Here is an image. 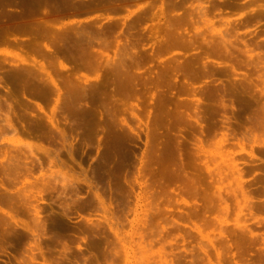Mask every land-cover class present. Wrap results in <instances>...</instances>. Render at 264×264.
<instances>
[{
	"label": "rangeland",
	"instance_id": "374dc122",
	"mask_svg": "<svg viewBox=\"0 0 264 264\" xmlns=\"http://www.w3.org/2000/svg\"><path fill=\"white\" fill-rule=\"evenodd\" d=\"M77 1L64 11L56 0L47 14L46 0H0L2 15L15 11L0 15L13 29L48 17L57 30L74 29L67 40L55 35L59 43L46 32L16 28L10 35L15 48L0 43V220L7 223L0 222V264H264V95L255 104L260 110L255 105L244 110L239 98L232 119L234 110L215 116L208 106L205 132L197 124L182 129L192 140L185 150L198 189H185L177 177L176 139L163 134L168 122L157 128L163 133L155 140L147 128L153 125L156 79L163 71L172 81L188 75L196 95L183 97L194 103L208 83L239 82L247 72L257 94L264 90V0ZM223 39L239 61L209 53ZM105 40L112 45L102 46ZM121 42L139 62L116 55ZM80 46L99 56L107 48L101 69L74 58ZM59 58L70 62L67 68ZM121 59L142 78L138 94L124 99L122 112L111 116L107 95L120 87L115 71ZM177 61L189 65L187 73L174 69ZM203 61L216 75H201ZM220 64L237 70L220 75ZM24 65L33 74L20 73ZM42 65L58 68L54 77L61 91ZM67 74L73 78L68 86L62 84ZM23 76L35 78L23 82ZM103 81L104 95L97 87ZM172 125V133H182ZM225 132L229 141L220 147ZM245 134L249 139H242ZM252 148L257 157L247 153Z\"/></svg>",
	"mask_w": 264,
	"mask_h": 264
},
{
	"label": "bare ground",
	"instance_id": "6f19581e",
	"mask_svg": "<svg viewBox=\"0 0 264 264\" xmlns=\"http://www.w3.org/2000/svg\"><path fill=\"white\" fill-rule=\"evenodd\" d=\"M13 1V0H12ZM31 1V0H30ZM56 0H46V13L47 14H49L48 12H49V10L47 9L48 7H53V6H55V2ZM59 2H61V5H62V7L61 8H64V11L66 10V9H68L69 7V9H71V6L72 7H74V8H76L77 7V0H58ZM82 1V0H81ZM88 1V0H87ZM53 2H55L54 3V5H52V3ZM58 2V5L60 4ZM14 3H16V1L14 2ZM26 3V2H25ZM79 3H80V1H79ZM86 3V2H85ZM17 4V3H16ZM57 4V3H56ZM91 4H92V1H91ZM9 5V4H8ZM58 5H56V6H58ZM85 5V4H84ZM87 5V4H86ZM88 6V5H87ZM60 7V6H59ZM30 8V7H29ZM86 8V7H85ZM1 9V8H0ZM68 9V10H69ZM79 9V8H78ZM91 9V8H90ZM72 10V9H71ZM70 10V11H71ZM74 10V9H73ZM80 10V9H79ZM14 11V10H13ZM12 11V12H13ZM31 11V10H30ZM29 11V12H30ZM36 11V10H35ZM62 11H63V9H62ZM76 11V10H75ZM81 11V10H80ZM4 13L5 12H7V10L6 11H3ZM12 12H7V13H5L4 15L5 16H7V15H14V13H12ZM15 12V11H14ZM22 12V11H21ZM17 13V12H16ZM33 13H35L34 11H33ZM260 14V13H259ZM0 15H2L1 14V11H0ZM4 15H2V18L1 19H3L5 16ZM16 16V15H15ZM47 16V15H46ZM49 16V15H48ZM8 17V16H7ZM9 17H12V16H9ZM6 18V17H5ZM61 18V17H60ZM8 20V19H7ZM46 20V21H45ZM45 20H41V21H39L38 23H36L37 21H35V23H30L29 24V22H27L28 24H26L23 28L22 27H20V26H15L14 27V29L12 28V26H10V25H8L7 23H6V21H1L0 22V43L2 42V44H4V43H9V45H10V43H12V39H11V34H12V32H13V30H15L16 28L17 29H23V31H30V30H32V31H34V32H36V30H38L39 32L41 31V32H46V36H48V38L50 37V36H54V37H50L52 40L53 39H55V41L56 40H58L59 38H57V36H55V35H58V36H63V38L62 39H66V37H71L72 38V36L74 35L73 33V31H74V29H73V26H72V28L71 29H68L69 27H65V28H61V29H55V26L54 27H52V25H50L49 24V21L51 20H54V19H49V17H48V19H45ZM32 22V21H31ZM34 22V21H33ZM55 25H56V23H55ZM58 25V24H57ZM56 25V26H57ZM71 27V26H70ZM128 29V28H127ZM17 31V30H16ZM78 31V30H77ZM97 31V30H96ZM73 32V33H72ZM85 32V31H84ZM75 33H77L76 32V29H75ZM79 33V32H78ZM85 34V33H84ZM89 34V33H88ZM11 35V36H10ZM72 35V36H71ZM78 35V34H77ZM229 35V34H228ZM66 36V37H65ZM92 36V35H91ZM112 36V35H111ZM74 37V36H73ZM84 37V36H83ZM48 38H46V39H48ZM49 38V39H50ZM123 38V37H122ZM68 39V38H67ZM66 39V40H67ZM84 39V38H83ZM2 40V41H1ZM15 40V39H14ZM74 40V39H73ZM88 40V39H87ZM3 41H4V43H3ZM54 41V42H55ZM108 40H105L104 42H103V44L104 45H102V46H105V47H108V46H111L110 45V43H109V45H108V42H107ZM116 41V40H115ZM222 41V40H221ZM58 42L60 43V40H58ZM67 42V41H66ZM49 43H50V40H49ZM49 43L48 44H46V48L47 49H49L50 47H51V45L52 44H50L49 45ZM52 43H53V41H52ZM82 43V42H81ZM122 44V47L119 49V45H118V43H117V50H116V55L117 54H120V56L122 55H125V57L127 56V55H129L130 57L132 56V58H131V60L135 57L134 56V54L132 55V50L131 51H129L128 49L130 48V47H127L128 45H126V43H124V42H121ZM211 43V42H210ZM126 45V46H123V45ZM4 45H6V44H4ZM15 44H14V42L11 44V46H14ZM108 45V46H107ZM82 46V45H81ZM80 46V47H81ZM98 46V45H97ZM58 47V46H57ZM14 48H15V46H14ZM69 48V47H68ZM104 48V47H103ZM114 48V47H113ZM132 48V47H131ZM56 49H58V48H56ZM60 49V48H59ZM96 49V48H95ZM99 49H101V48H99ZM105 50L107 49V48H104ZM62 50V49H61ZM105 50H100V51H102V53L99 51V54H100V56H101V54H102V56H104V52H105ZM240 50V49H239ZM243 50V49H242ZM49 51V50H48ZM67 51H68V49H67ZM69 51H70V49H69ZM68 51V52H69ZM73 51V50H72ZM104 51V52H103ZM111 51H112V49H111ZM61 52V51H60ZM93 51H91L90 52V50L89 51H87V49H86V47L84 48H80L79 50H78V55H77V53H75L74 52V54L73 55H77V56H74V58L75 59H77V58H79L78 60H79V62L81 63V65L84 67H88L89 65L90 66H93V68H95L97 71L99 70V69H101V66H102V61H101V58H102V56L100 57L99 55H97L98 54V51H97V54L96 53H92ZM214 53V54H216V55H218V57H220V58H228V60H233V61H235V59H237V58H239V57H233V53H232V51L230 50V48H229V46H228V40H224L223 39V42H221V43H216V44H212L211 45V48H210V54H212V53ZM246 52V51H245ZM73 53V52H72ZM131 53V54H130ZM63 55V54H62ZM67 55H70V53L69 54H67ZM64 56V55H63ZM261 56V55H260ZM67 57V56H66ZM70 57V56H69ZM71 57H73V56H71ZM118 57H119V55H118ZM25 58V57H24ZM73 58V59H74ZM234 58V59H233ZM241 58V57H240ZM250 58V57H249ZM54 59V58H53ZM72 58L70 59V58H68L67 57V61H71L72 62V60H73ZM120 59V58H119ZM243 59V58H242ZM7 60V59H6ZM5 60V61H6ZM26 60H28V58L26 59ZM35 60V59H34ZM59 60V64H60V67L62 68V69H65V68H67L68 66H67V64L66 63H68V62H64L62 59H58ZM57 60V61H58ZM135 60V61H134ZM134 60H132V61H134L133 63L134 64H136L137 63V61H136V59L134 58ZM209 60H211V59H209ZM212 60H214V59H212ZM220 60V59H219ZM250 60V59H249ZM259 60V59H258ZM4 61V62H5ZM9 61V60H8ZM21 61V60H20ZM22 61L23 62H26L25 61V59H22ZM28 61H30V60H28ZM53 61V60H52ZM51 61V64L54 62L55 63V61H53L52 62ZM126 60H120V61H118V64H117V70L115 71V72H118V78H116V79H118V82H119V86L120 87H117L116 88V90H114L115 92L114 93H109V95H107V96H109V97H111V98H113V99H111L110 98V100H109V97L107 98L108 99V101L110 102V103H112L111 105V107L109 108H106V110H107V112H108V114H110L111 116H114L115 114H118L117 112H122V110H123V108H121V107H119V105L120 104H124V105H126V102H125V100L124 99H126L127 97H130L131 95L133 96V95H135V93L136 94H138L137 92H139L138 91V87H137V85H139L140 83H138L139 82V80L138 79H140V78H142V77H140V76H136L134 73H132L131 71H129L128 69H127V63L125 62ZM131 61V62H132ZM230 61V62H231ZM236 61H239L238 59L236 60ZM242 61V60H241ZM263 61V60H262ZM1 62V61H0ZM3 62V63H4ZM34 62V61H33ZM78 62V61H77ZM103 62H106V61H103ZM109 64H110V61H107ZM139 62V61H138ZM213 62V61H212ZM215 62H218V64L219 63H223V62H220V61H218V60H216ZM70 63V62H69ZM68 63V64H69ZM74 63V62H73ZM225 63V62H224ZM223 63V64H224ZM38 64V63H37ZM72 64V63H71ZM78 64V63H77ZM223 64H220L219 65V69H221L220 71H218L215 67L217 66H215L214 68L217 70H215L217 73L219 72L220 73V75L221 74H223L224 73V75H226L227 73H229V74H231L230 72H232V71H234L235 72V70H237V68L234 66V64H230V65H227V64H225V66H223ZM241 64V63H240ZM249 64H250V62H249ZM1 65H3L2 63H1ZM28 65H30V64H28ZM36 65V64H35ZM34 65V66H35ZM53 65V67L55 66V64H52ZM106 65V64H105ZM116 65V64H115ZM187 65V64H186ZM186 65L185 64H183L181 61H177V64H176V67L174 66V69L176 70V71H182L183 69V71L182 72H185L186 71V73H187V71H188V67H189V65H187V69L185 68L186 67ZM227 65V66H226ZM248 65V64H247ZM260 65V64H259ZM263 65V64H262ZM26 65H24V67H18L20 70V73H21V71H25L26 70V72L30 75V74H33L32 73V68L30 69V68H26L25 67ZM33 66V67H34ZM74 66V67H73ZM73 66H71V69H72V71H76V69H77V67H75V65H73ZM136 66V65H135ZM209 64H207L206 63V61H203L202 63H201V67H200V65H199V67L201 68V69H199V70H201L200 72H201V75H208V77L209 76H214V75H216L215 74V72H214V70L212 69V67L213 66H210ZM239 66V65H238ZM246 66V65H245ZM1 67V66H0ZM3 67V66H2ZM56 67V66H55ZM115 67V66H114ZM137 67V66H136ZM218 67V66H217ZM222 67V68H221ZM251 67V66H250ZM260 67V66H259ZM17 68V67H16ZM23 68V69H22ZM254 68V67H253ZM1 69V68H0ZM53 69V68H52ZM54 69H56V68H54ZM54 69L53 70H51V69H49V67L46 65H42V67H41V71H43V72H45L46 74H47V78L52 82V84L59 90V91H61V89H60V86H59V82H58V80H57V78H55L54 77ZM58 69V68H57ZM56 69V70H57ZM116 69V68H115ZM186 69V70H185ZM197 69V68H196ZM13 70V69H12ZM55 70V71H56ZM112 70V69H111ZM254 70V69H253ZM16 72V71H15ZM61 72V71H60ZM198 72V71H197ZM20 73H18V72H16V75H18V74H20ZM35 73V75H36V72H34ZM56 73H57V71H56ZM177 73V72H176ZM233 73V72H232ZM15 74V73H14ZM27 74V75H28ZM116 74V73H115ZM158 74V73H157ZM200 74V73H199ZM41 75V74H40ZM187 75V74H186ZM185 75V73H184V76H185V78H183L182 80H178L177 78H176V81L174 80V81H172V79H170V78H167V73L166 72H161V73H159L158 74V76H157V81H156V83L158 84V87H157V89L156 90H158V88H160L159 89V91H158V93H157V101H155V105L153 106V110H154V118H153V121H152V123H151V125L152 126H148L147 128H148V131L150 132L149 134L151 135V136H153L152 138H154V140L155 139H157L159 136H157L156 134L158 133H156V130H157V128L158 127H160V125H164V122L166 123V121L168 122V125H166V133H163L162 131V133L165 135V136H167V140H169V139H176V143L174 142V144H175V150H176V156H177V165H178V173H177V177H178V179L179 180H182L183 182H184V184H185V189H186V187L189 189L190 187H191V189H198L199 187H200V181H199V183H198V180L195 178V177H193L192 175H190V173H189V170H188V168L190 167V163H188L187 162V153H186V151L187 150H185V148L186 147H189L188 146V143H189V141H190V139L183 133V131H182V129H186V126L188 127V126H190V127H192V126H194V125H196L197 124V126L199 125V126H201L200 128L203 130V132H205V125L203 124V122L205 121V120H207V118H208V106L211 108V114H214L215 115V113H217L218 114V112H222L221 110L223 109V110H225V112H229V109H232V110H234L233 112H232V116L230 115H228L229 116V118L230 117H234L233 115H234V113H235V109H236V102L237 101H239V98H240V100L242 99L243 101H241V106L244 104V106L242 107L244 110H247V107L248 106H253L254 107V105L255 104H257V102H259V94L262 96V95H264V90H261L260 92H258V94H257V89H256V87H258L257 85H255L254 84V81H253V79L254 78H252L251 76H249L248 75V72L247 73H245L244 75H242V79L243 80H241V81H231V80H228V82H226V83H223L222 85H220V86H217V84H214V83H208V88H206V89H202V91H200L199 93L201 94V96L202 97H199V98H197V103H194V101H193V99L194 98H190V97H187V96H185V97H183V93L184 94H187V95H190V93H191V95L193 94V95H196V91L193 89V83L191 82V80L189 79V77H187ZM228 75V74H227ZM19 76V75H18ZM244 76V77H243ZM12 77V76H11ZM14 77H16V76H14ZM24 77V76H23ZM32 77V76H31ZM31 77H24V78H26V80H24V78H23V82H28V80L31 78ZM38 77V76H37ZM59 77H60V75H59ZM251 77V78H250ZM17 78V77H16ZM19 78H21V77H19ZM19 78H17V79H19ZM32 78H35L34 76L32 77ZM144 78V77H143ZM262 78V77H261ZM8 79V78H7ZM28 79V80H27ZM73 79V78H72ZM72 79H71V77H70V75L69 74H67L65 77L63 76L62 77V84H64V85H69V84H71L72 83ZM113 79V78H112ZM145 79V78H144ZM154 79V78H153ZM153 79H152V81H153ZM37 80H39L38 78H37ZM76 80V79H75ZM218 79H216V81H217ZM16 81V80H15ZM31 81H32V79H31ZM30 80H29V82H31ZM106 81H108V80H106ZM106 81H103L104 82V84H100L99 86H97V87H100V91H99V94L101 93L102 94V92H103V95L106 93L105 91H104V89L102 88L103 86H105L106 85ZM147 81V80H146ZM216 81H215V83H216ZM225 81V80H224ZM17 82V81H16ZM237 82V83H236ZM241 82V83H240ZM46 83H48V82H46ZM112 83V82H111ZM150 83V82H149ZM77 84V83H76ZM107 84H108V82H107ZM117 84V83H116ZM212 84H214V85H212ZM80 85V84H79ZM254 85H255V87H254ZM48 87V86H47ZM96 87V88H97ZM75 88V87H74ZM98 89V88H97ZM99 90V89H98ZM81 91V90H80ZM157 92V91H156ZM85 96V95H84ZM101 96V95H100ZM100 96H98V97H100ZM117 98H116V97ZM131 96V97H132ZM155 96V95H154ZM209 98V99H208ZM262 99V98H261ZM94 100V99H93ZM196 100V99H195ZM244 100H246L245 102H244ZM69 101V100H68ZM102 101V100H101ZM107 101V100H106ZM209 101V102H208ZM103 102V101H102ZM105 102V101H104ZM108 102V104H110ZM229 102V103H228ZM242 102H244V103H242ZM238 103V102H237ZM259 103H261V102H259ZM194 104H196V106L194 105ZM239 104V103H238ZM107 105V102L105 103V106ZM262 106H263V108H264V103H262L261 104ZM256 106V105H255ZM257 106H259V105H257ZM256 106V107H257ZM200 107V108H199ZM252 107V108H253ZM96 108V107H95ZM122 110H121V109ZM193 108V112L195 113H191V109ZM250 108V110H252V108L251 107H249ZM248 108V109H249ZM260 108H261V106H260ZM260 108L259 107H257V108H255V109H259L260 110ZM263 108H261V112H263L264 113V109ZM124 109H126V108H124ZM254 109V110H255ZM263 109V110H262ZM155 110H156V112H155ZM227 110V111H226ZM259 110H257V112H259ZM238 111V110H237ZM236 111V112H237ZM87 112V111H86ZM120 112V113H121ZM252 112H254L253 110L251 111V113ZM261 112H259V115H260V113ZM131 113H132V115L133 116H137V114L135 113V111L134 110H131ZM230 113H231V111H230ZM238 113H240V115H241V113L242 112H238ZM244 113V112H243ZM254 113H256V112H254ZM114 114V115H113ZM123 114V113H122ZM211 114H209V115H211ZM95 115V114H94ZM223 115V114H222ZM244 115V114H243ZM258 114H256V117H254V119H256L257 120V122H258V116H259ZM95 116H97V115H95ZM108 116V115H107ZM116 116V115H115ZM216 116V115H215ZM214 116V117H215ZM228 116L226 115V117L228 118ZM20 117V116H19ZM139 117V116H138ZM210 117V116H209ZM224 117V116H223ZM263 117V116H262ZM226 118V119H227ZM228 118V119H229ZM115 119V118H114ZM215 119V118H214ZM230 119H232V118H230ZM238 119V118H237ZM239 120V119H238ZM252 120H253V118H252ZM256 120H255V123H254V121H253V123L255 124V126H256V124H257V122H256ZM118 121V120H117ZM173 121V122H172ZM193 121L195 122V123H193ZM216 121V120H215ZM234 121V120H233ZM260 119H259V122L258 123H260ZM177 123L178 124V126L176 127V126H174L177 130L176 131H178V128H179V130L182 132V133H178V134H176L175 135V133H172L171 132V129L173 128V125L172 124H174V123ZM239 122V121H238ZM215 123V122H214ZM240 123H242L241 121L237 124V125H239ZM262 123H264L263 121H261V125H262ZM54 125H56L57 123H53ZM108 124V123H107ZM179 125H184V126H182V127H179ZM241 125V124H240ZM260 125V126H261ZM57 126V125H56ZM205 126V127H204ZM242 126V125H241ZM240 126V127H241ZM258 126V125H257ZM196 127V126H195ZM194 127V128H195ZM203 127H204V129H203ZM118 128V127H117ZM130 128H132L131 126H130ZM116 129V128H115ZM159 129V128H158ZM201 129H200V131H201ZM160 130V129H159ZM158 130V131H159ZM207 130H209V129H207ZM165 131V130H164ZM174 131V130H173ZM175 131V132H176ZM186 131V130H185ZM160 132V134H162ZM202 132V133H203ZM231 132H233V131H231ZM207 133V132H206ZM159 133H158V135H160ZM243 134V133H242ZM149 135V136H150ZM150 136V137H151ZM257 137V135H253V138H256ZM249 136L248 135H243V137H242V139L243 138H246L245 140H247V138H248ZM249 139V138H248ZM198 140H199V138H198ZM192 141V140H191ZM190 141V142H191ZM201 141V143H203L204 142V139L202 138V139H200L199 140V142ZM229 141V136H228V134H227V132H225L224 133V135H222V138H220L219 139V141H218V145L220 146V145H222V147H224L225 145H226V143ZM32 142V141H31ZM166 142H168V141H166ZM189 144H191V143H189ZM205 144V143H204ZM215 144H216V142H215ZM217 144H216V146H217ZM241 144V150L242 151H246V148H245V142H241L240 143ZM33 145V144H32ZM187 145V146H186ZM199 145H200V143H199ZM203 145V144H202ZM224 145V146H223ZM218 146V147H219ZM167 147V146H166ZM221 147V146H220ZM172 148V147H171ZM166 149V148H165ZM186 149H188V148H186ZM204 149V148H203ZM208 149V148H207ZM220 149V148H219ZM171 151V150H170ZM153 152V151H152ZM206 152V151H205ZM155 153H156V151H155ZM190 153V152H189ZM211 154L212 153V151L211 150H208V154ZM216 153H218V152H216ZM247 153H249L250 155H252L253 157H255V155H256V153H254V151H253V148H252V150L250 151V152H247ZM198 154V153H197ZM196 154V155H197ZM215 154V153H214ZM220 154H221V152H220ZM218 155V154H217ZM221 155H223V154H221ZM230 156H231V154H230ZM251 156V157H252ZM256 157H257V155H256ZM159 159V158H158ZM168 164V163H167ZM169 166V165H168ZM237 166V165H236ZM235 166V167H236ZM191 168V167H190ZM162 170H164V169H162ZM212 168L208 165V171L209 172H211V174H212ZM194 173V172H193ZM2 184V183H1ZM13 218V217H12ZM0 222L1 223H6V218L5 217H2V219L0 220ZM0 223V224H1ZM7 224V223H6ZM16 224L18 225V222H16ZM1 239V238H0Z\"/></svg>",
	"mask_w": 264,
	"mask_h": 264
},
{
	"label": "crops",
	"instance_id": "0c3cea01",
	"mask_svg": "<svg viewBox=\"0 0 264 264\" xmlns=\"http://www.w3.org/2000/svg\"><path fill=\"white\" fill-rule=\"evenodd\" d=\"M82 21V20H81Z\"/></svg>",
	"mask_w": 264,
	"mask_h": 264
}]
</instances>
